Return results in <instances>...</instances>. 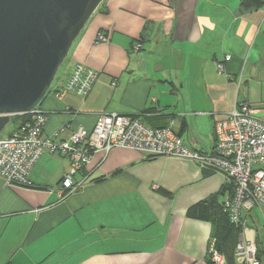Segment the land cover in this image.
<instances>
[{"label":"crops","instance_id":"1","mask_svg":"<svg viewBox=\"0 0 264 264\" xmlns=\"http://www.w3.org/2000/svg\"><path fill=\"white\" fill-rule=\"evenodd\" d=\"M100 32L110 40L97 42ZM138 41L143 47L135 51ZM226 55L231 59L220 71ZM65 64L42 103L47 137L66 139L78 125L94 127L99 114L118 112L169 127L210 153L216 120L237 104L249 102L264 119V3L103 0ZM76 64L98 71L90 93L56 96ZM70 169L69 159L45 152L29 183L0 176V264H212L215 224L187 209L227 193L223 173L192 160L114 148L89 181L62 197ZM245 222L257 237L248 226L253 211Z\"/></svg>","mask_w":264,"mask_h":264},{"label":"built area","instance_id":"2","mask_svg":"<svg viewBox=\"0 0 264 264\" xmlns=\"http://www.w3.org/2000/svg\"><path fill=\"white\" fill-rule=\"evenodd\" d=\"M110 36L100 32L97 42L109 41ZM141 44L134 45L135 51ZM217 63L220 71L224 62ZM98 78V71L76 64L66 83L55 91L62 97L67 93L87 96ZM28 120L16 126L7 136L0 137V175L9 184H27L33 166L47 151L59 154L71 162V169L61 181V196L79 190L90 180L94 170L102 164L114 148H129L149 156H166L192 160L203 167H212L223 173L231 186L223 200L226 211L237 227H244L236 249V264H262L255 235L248 234L245 214L259 208L264 217V119L257 116L249 102L237 104L225 117L216 120V141L212 152L204 153L186 144L169 127L153 128L138 118L118 112L101 113L91 129L80 125L63 140L44 134L48 114L42 105L25 113ZM23 115V114H22ZM101 160L93 164L97 154ZM80 174V177L77 175ZM208 256L212 264H228L210 238Z\"/></svg>","mask_w":264,"mask_h":264},{"label":"water","instance_id":"3","mask_svg":"<svg viewBox=\"0 0 264 264\" xmlns=\"http://www.w3.org/2000/svg\"><path fill=\"white\" fill-rule=\"evenodd\" d=\"M103 0H0V132L41 106Z\"/></svg>","mask_w":264,"mask_h":264},{"label":"trees","instance_id":"4","mask_svg":"<svg viewBox=\"0 0 264 264\" xmlns=\"http://www.w3.org/2000/svg\"><path fill=\"white\" fill-rule=\"evenodd\" d=\"M264 0H241V4L245 8L253 6H259L263 4ZM104 33V32H102ZM108 35L107 33H104ZM139 42V41H138ZM53 86L49 89V93L53 92ZM29 118L27 114H18L13 116V122L20 126L25 123ZM156 128V127H153ZM165 128V127H157ZM10 133V132H9ZM8 133V134H9ZM11 134V133H10ZM154 157V156H149ZM94 179L95 180H99ZM226 193H222L221 198L218 196H211L208 199L201 200L187 209V215L190 217L210 220L215 224L214 238L217 240V247L223 252L227 258L228 264H236V249L239 241L240 234L243 232L244 227H237L231 220L230 214L225 210L223 205L224 196ZM258 246V255L261 261H263L264 248L262 245ZM208 259L210 260L209 256ZM211 263V260H210Z\"/></svg>","mask_w":264,"mask_h":264},{"label":"rangeland","instance_id":"5","mask_svg":"<svg viewBox=\"0 0 264 264\" xmlns=\"http://www.w3.org/2000/svg\"><path fill=\"white\" fill-rule=\"evenodd\" d=\"M136 44V43H135ZM134 44V45H135ZM139 44H141L140 49H142L143 44L141 43V41H139ZM133 49L135 50L134 46ZM65 62L62 64V66L60 67L58 74L62 72V70H64L65 67ZM57 83V79L54 80V84ZM135 117V116H134ZM13 119V117H12ZM17 125L13 122V120L6 126L5 130L0 132V137H4L7 136L8 133L13 130ZM80 126V125H78ZM77 126V127H78ZM74 130V129H73ZM49 152V151H47ZM52 153V152H51ZM1 176V175H0ZM4 178V177H3ZM253 214L255 215V223L252 224L249 222L248 226H252L256 229V233H257V237H256V242L257 245H264V217L261 214V211L259 208H255L253 209ZM264 264V262H263Z\"/></svg>","mask_w":264,"mask_h":264},{"label":"bare ground","instance_id":"6","mask_svg":"<svg viewBox=\"0 0 264 264\" xmlns=\"http://www.w3.org/2000/svg\"><path fill=\"white\" fill-rule=\"evenodd\" d=\"M139 51V50H138Z\"/></svg>","mask_w":264,"mask_h":264}]
</instances>
